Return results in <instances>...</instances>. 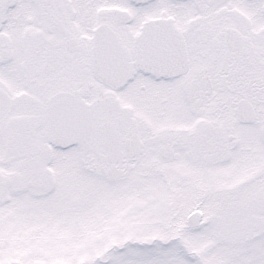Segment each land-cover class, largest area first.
Listing matches in <instances>:
<instances>
[{
  "label": "flooded vegetation",
  "instance_id": "flooded-vegetation-1",
  "mask_svg": "<svg viewBox=\"0 0 264 264\" xmlns=\"http://www.w3.org/2000/svg\"><path fill=\"white\" fill-rule=\"evenodd\" d=\"M62 99L85 115L65 147L49 128ZM0 166L16 204L144 211L185 249L241 236V200L264 215V0H0ZM101 187L118 195L84 197ZM0 210L4 242L16 218Z\"/></svg>",
  "mask_w": 264,
  "mask_h": 264
},
{
  "label": "rangeland",
  "instance_id": "rangeland-1",
  "mask_svg": "<svg viewBox=\"0 0 264 264\" xmlns=\"http://www.w3.org/2000/svg\"><path fill=\"white\" fill-rule=\"evenodd\" d=\"M11 174L8 167L0 166V177L9 179ZM64 190L67 196L79 194L74 186ZM118 192L112 187H101L84 197L117 196ZM10 200H16V196L7 183H2L0 207L16 218L4 228L14 230L17 236L0 242V261H20V264H264V215L256 214L254 200H241V236L230 231L216 236L210 234L203 240L185 241L186 249L173 241L166 243L170 237L154 235L157 225L144 211L132 213L125 208H115L87 219L70 200L46 204H16ZM171 211L172 208L161 210L165 214ZM45 215L56 218L50 224V231L38 227ZM35 228L36 231H31ZM143 242L152 245H142ZM113 245L116 247L112 248ZM101 260L109 263H101Z\"/></svg>",
  "mask_w": 264,
  "mask_h": 264
},
{
  "label": "water",
  "instance_id": "water-1",
  "mask_svg": "<svg viewBox=\"0 0 264 264\" xmlns=\"http://www.w3.org/2000/svg\"><path fill=\"white\" fill-rule=\"evenodd\" d=\"M159 24L152 23L149 25V28L152 30V37L159 36ZM169 34V33H168ZM109 40V39H108ZM107 46V44H105ZM111 46V44H110ZM151 46H155L151 44ZM109 47V45H108ZM153 53H156L157 50L153 49ZM156 61V62H155ZM152 61L151 69L152 70H159L158 61ZM65 102V104L62 103ZM67 101V102H66ZM72 100L62 99L61 103L58 105L63 104L60 107L50 108V120H49V128L51 132V139L55 145L60 146H67L78 141V136L80 133H84L83 129L85 115L83 112V107L78 102H68ZM88 129L85 132L89 133V124L87 123ZM199 221V215H191L189 217L190 225H196Z\"/></svg>",
  "mask_w": 264,
  "mask_h": 264
}]
</instances>
